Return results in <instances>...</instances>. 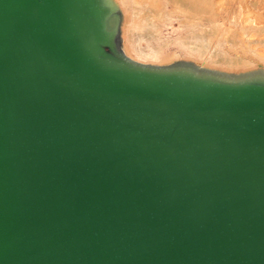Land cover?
<instances>
[{
	"label": "water",
	"instance_id": "1",
	"mask_svg": "<svg viewBox=\"0 0 264 264\" xmlns=\"http://www.w3.org/2000/svg\"><path fill=\"white\" fill-rule=\"evenodd\" d=\"M106 0H0V264H264V74L136 64Z\"/></svg>",
	"mask_w": 264,
	"mask_h": 264
},
{
	"label": "bare ground",
	"instance_id": "2",
	"mask_svg": "<svg viewBox=\"0 0 264 264\" xmlns=\"http://www.w3.org/2000/svg\"><path fill=\"white\" fill-rule=\"evenodd\" d=\"M106 2L117 13L119 50L136 64L228 77L264 74V0Z\"/></svg>",
	"mask_w": 264,
	"mask_h": 264
},
{
	"label": "rangeland",
	"instance_id": "3",
	"mask_svg": "<svg viewBox=\"0 0 264 264\" xmlns=\"http://www.w3.org/2000/svg\"><path fill=\"white\" fill-rule=\"evenodd\" d=\"M168 33L171 34V35L174 34L172 29H168ZM174 49H176V48L174 46H172L171 49H170V51H172Z\"/></svg>",
	"mask_w": 264,
	"mask_h": 264
}]
</instances>
